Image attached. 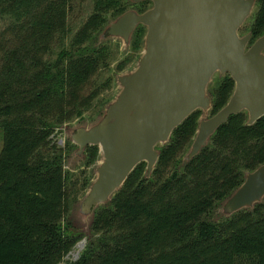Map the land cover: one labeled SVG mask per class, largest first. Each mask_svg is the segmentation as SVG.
Returning a JSON list of instances; mask_svg holds the SVG:
<instances>
[{
    "label": "trees",
    "instance_id": "obj_1",
    "mask_svg": "<svg viewBox=\"0 0 264 264\" xmlns=\"http://www.w3.org/2000/svg\"><path fill=\"white\" fill-rule=\"evenodd\" d=\"M92 11L74 30L77 3ZM152 1L0 0V264H60L82 239L70 213L91 180L64 168L70 152L53 143L64 124L110 103L101 93L112 88L135 54L110 68L113 49L99 36L110 18L132 6L144 12ZM251 44L264 35V0H257ZM144 25L131 46L141 51ZM235 81L229 73L209 84L211 116L230 100ZM202 110L193 112L158 145L159 160L147 177L141 162L112 199L94 215L91 238L80 258L69 264H264V199L252 208L212 219L220 205L264 163V116L248 125L249 114L231 115L208 144L186 160ZM68 147H72L68 145ZM88 165L100 156L86 148Z\"/></svg>",
    "mask_w": 264,
    "mask_h": 264
},
{
    "label": "water",
    "instance_id": "obj_2",
    "mask_svg": "<svg viewBox=\"0 0 264 264\" xmlns=\"http://www.w3.org/2000/svg\"><path fill=\"white\" fill-rule=\"evenodd\" d=\"M150 1L146 11L130 9L104 29L103 37L129 44L144 25V50L135 70L117 76L121 90L100 119L71 135L79 155L98 145L102 157L80 205L88 216L112 199L141 162L147 163L149 177L159 160L158 145L167 143L193 112L212 109L208 87L216 72L231 75L234 92L215 115L200 118L186 160L198 155L231 115L247 111L248 125L264 116V35L251 44V32L239 33L257 0ZM263 199L264 163L248 172L217 210L228 217ZM81 243L84 248L86 240Z\"/></svg>",
    "mask_w": 264,
    "mask_h": 264
},
{
    "label": "rangeland",
    "instance_id": "obj_3",
    "mask_svg": "<svg viewBox=\"0 0 264 264\" xmlns=\"http://www.w3.org/2000/svg\"><path fill=\"white\" fill-rule=\"evenodd\" d=\"M152 4L150 5V7ZM257 2L255 4V7L253 9L252 15L246 20V22L241 27L239 33L241 36L246 35L250 32V26L254 21V15L256 13L257 9ZM138 7L132 6L131 9L137 10ZM92 11V3L90 1H86L84 3H77L75 6L74 13L70 16L69 24L71 27L76 30L79 25H81L88 17V15ZM139 11V10H138ZM113 20L110 18L108 24L112 22ZM8 24L7 19H3L0 17V31ZM146 28V27H145ZM147 31V28H146ZM99 40L102 43H106L113 49V57L110 62V68L107 69H101L100 73L102 75H97V80L101 81L102 79H105L108 75L114 74V71L117 67V65L123 61L128 55L134 53L135 58L128 63L126 68L120 72L118 75L129 73L138 66L139 59L143 53L144 48L138 52H133L131 41L129 44H126L124 40L120 37H114V36H105L103 37L102 34L99 36ZM115 75V74H114ZM115 76L114 84L112 88L106 89L101 93V97H105L113 101L119 94L121 90V86L117 80V76ZM221 73L216 72L215 75L212 78V81L210 84L216 83L221 78ZM100 112V111H99ZM97 112L95 115H91V111L84 113L81 117H78L74 119L71 122H68L64 124L63 127L56 130V132L52 135L53 137V143H55L57 146L62 147L65 149V151L70 148V152H66L64 155V168L66 171L70 172L71 174H81L84 173V176L89 178L91 180V183L96 179L97 177V168L99 165V162L101 161L102 157L101 155L99 158L92 164L88 165L87 162L89 160L88 154L86 152V149L82 153V155L78 154L79 146L75 144L72 141L71 135L74 132V130L80 126H91L96 121L100 119V117L103 115L104 112L101 114H98ZM211 117L210 111L203 112L202 118H209ZM4 144V134L3 130L0 129V152L3 148ZM68 145H71L72 147H68ZM89 189V188H88ZM87 189V191H88ZM86 192L80 195L79 200L74 204V207L70 213V219L72 224V229L75 233H81L82 239L74 246L72 251L64 258V260L60 264H69L72 261H76L80 258L81 254L86 248V245L88 242H90L91 238H95L98 235H95L92 230V223L94 220V215L88 216L82 213L81 211V201L84 199ZM225 215H222L218 210L215 211V213L212 215V219L219 220V218H224ZM86 240V245L83 248L82 241ZM79 244L82 245V249H79Z\"/></svg>",
    "mask_w": 264,
    "mask_h": 264
},
{
    "label": "bare ground",
    "instance_id": "obj_4",
    "mask_svg": "<svg viewBox=\"0 0 264 264\" xmlns=\"http://www.w3.org/2000/svg\"><path fill=\"white\" fill-rule=\"evenodd\" d=\"M79 249H80V250L82 249V245H81V244H79Z\"/></svg>",
    "mask_w": 264,
    "mask_h": 264
}]
</instances>
